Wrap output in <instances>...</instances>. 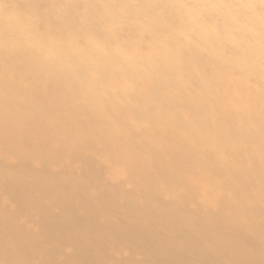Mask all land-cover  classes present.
<instances>
[{
  "label": "bare ground",
  "instance_id": "1",
  "mask_svg": "<svg viewBox=\"0 0 264 264\" xmlns=\"http://www.w3.org/2000/svg\"><path fill=\"white\" fill-rule=\"evenodd\" d=\"M59 36L80 0H3ZM113 95L0 44V264H264V73Z\"/></svg>",
  "mask_w": 264,
  "mask_h": 264
},
{
  "label": "clouds",
  "instance_id": "2",
  "mask_svg": "<svg viewBox=\"0 0 264 264\" xmlns=\"http://www.w3.org/2000/svg\"><path fill=\"white\" fill-rule=\"evenodd\" d=\"M80 24L51 36L33 12L3 5L0 44L70 65L113 95L149 79L264 73V0H80ZM3 4V0H0Z\"/></svg>",
  "mask_w": 264,
  "mask_h": 264
}]
</instances>
